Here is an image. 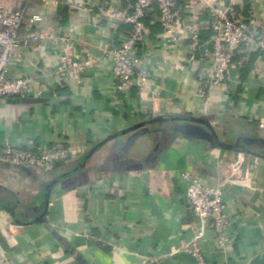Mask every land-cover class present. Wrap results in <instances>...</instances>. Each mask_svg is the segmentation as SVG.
Returning <instances> with one entry per match:
<instances>
[{
    "label": "crops",
    "instance_id": "1",
    "mask_svg": "<svg viewBox=\"0 0 264 264\" xmlns=\"http://www.w3.org/2000/svg\"><path fill=\"white\" fill-rule=\"evenodd\" d=\"M217 1L197 0L187 8L179 0L177 20L196 17L201 44L212 37L211 6ZM106 3L128 9L132 0H51L29 9L23 34L45 31L49 37L22 49L8 70L11 77L39 78L44 96L28 99L45 101L0 99V147L63 142L82 152L57 162L51 174L0 161V254L10 264H198L181 248L199 228L186 197L184 173L189 171L206 184L222 185L231 221L230 238L222 249L213 230L204 229L198 246L205 264H264V156L240 146L211 148L177 134L146 167L114 169L142 162L159 140V133L141 134L121 152L129 132L107 141L79 167L106 137L155 117L206 118L221 141L232 144L239 139L248 149L246 139L264 137V51L255 45L264 34V0H232L255 36L239 55L247 63L241 80L235 69L229 82L209 90L205 98L197 94V68L202 65L197 52L188 40L167 41L155 4L146 12L136 52L148 78L118 93L112 61L102 47L120 44L129 26L97 18L98 8ZM33 14L40 18L34 26ZM63 54L92 60L79 81L56 76ZM141 144L146 152L135 157L132 152ZM59 176L62 180L52 189L43 217L34 221L44 209V184ZM8 203L11 209L16 206L14 215Z\"/></svg>",
    "mask_w": 264,
    "mask_h": 264
},
{
    "label": "built area",
    "instance_id": "2",
    "mask_svg": "<svg viewBox=\"0 0 264 264\" xmlns=\"http://www.w3.org/2000/svg\"><path fill=\"white\" fill-rule=\"evenodd\" d=\"M51 0H0V99L43 97L44 87L35 76L11 77L8 66L20 51L32 44L48 39L45 31H32L23 34V24L31 5H47ZM184 7L193 8L197 0H183ZM179 0H132L128 9L116 8L110 4H103L98 8L97 18L117 21L128 25L129 30L122 42L116 46L106 44L103 53L112 61V73L115 88L118 93H124L135 87L137 83H144L148 78V71L141 66L136 57L137 48L144 30L143 19L148 8L155 4L158 10V20L168 42L188 40L198 54L200 62L197 68L198 96L205 98L208 91L222 87L231 80L233 70L239 68L245 57L239 56L245 52L246 46L255 36V31L246 18L241 16L232 0H218L211 6L209 28L212 37L208 43H200V26L196 17L184 18L178 21ZM40 20L38 14H33L30 23L34 26ZM257 49L264 51V34H260L255 43ZM210 61V65L205 63ZM92 65V60H83L63 54L55 70L56 76L64 75L68 80L79 81L85 69ZM60 81V80H58ZM60 83V82H58ZM82 152L81 148H72L63 142H55L45 146H11L0 147V161L11 165L35 167L46 174L57 162L75 158ZM188 181L186 197L189 208L199 220V228L188 244L181 248L197 259L198 264H205L202 260L198 239L206 227H210L218 239V249L229 241L227 230L231 221L225 211L222 185H209L203 178L193 172H185ZM0 264H10L0 254Z\"/></svg>",
    "mask_w": 264,
    "mask_h": 264
},
{
    "label": "water",
    "instance_id": "3",
    "mask_svg": "<svg viewBox=\"0 0 264 264\" xmlns=\"http://www.w3.org/2000/svg\"><path fill=\"white\" fill-rule=\"evenodd\" d=\"M45 101L44 98L40 99H28V98H20L16 100H9V102H18V103H25V104H33L38 102ZM175 123V124H173ZM147 125L152 124H160L162 125L158 129H149ZM146 126V127H145ZM133 132L129 138L126 140L122 148L120 149L121 152H127L128 148L132 145L135 138L140 136L141 134H146L149 132L152 133H159V140H157V143L154 145L152 150L149 152L148 156L142 161L134 164H127L124 167H121L120 165L113 166L114 169H122L125 168L127 170H136V169H142L143 167H146L149 163H152L155 161L156 157L162 152L163 148L168 145L174 138L177 137V134L180 136L190 139V140H201L205 141L209 144L211 148L216 149H237L239 146L244 150L246 153H251L254 155H260L264 156V137L254 136L252 138L246 139L248 146L250 147L245 148L239 144V139L236 140V142L232 144H226L223 141H221L215 132L214 128L210 124V122L206 118H199V117H155L151 118L147 122H142L136 125H133L129 127L128 129L124 130L120 134L112 135L106 137L104 140L99 142L98 144L94 145L84 156L81 162H79V167H83L86 162L89 160V158L96 153L101 146H103L107 141L116 138L118 135H122L124 133ZM161 134V135H160ZM254 151H259V154H257ZM120 160L119 158H117ZM122 161V160H121ZM122 164L120 161L117 162V164ZM77 169L74 168L71 170L70 173H74ZM63 176H59L55 179H53L50 183L44 184V194L42 195V206H43V212L41 215L34 218V221H40L43 217L46 206L48 204V200L51 194L52 189L55 187V185L62 180ZM8 210H10L11 214L14 215V209L16 206H14V209L10 208L11 204H7ZM36 208L35 210H38ZM29 212V210H27Z\"/></svg>",
    "mask_w": 264,
    "mask_h": 264
},
{
    "label": "trees",
    "instance_id": "4",
    "mask_svg": "<svg viewBox=\"0 0 264 264\" xmlns=\"http://www.w3.org/2000/svg\"><path fill=\"white\" fill-rule=\"evenodd\" d=\"M144 20V19H143ZM236 60L237 61H239L240 62V64H239V68H238V73H239V79L241 80V78H242V71L244 70V68L246 67V60L245 59H240V57L239 58H236Z\"/></svg>",
    "mask_w": 264,
    "mask_h": 264
},
{
    "label": "rangeland",
    "instance_id": "5",
    "mask_svg": "<svg viewBox=\"0 0 264 264\" xmlns=\"http://www.w3.org/2000/svg\"><path fill=\"white\" fill-rule=\"evenodd\" d=\"M146 146L144 145L143 146V144H141V145H139L136 149H135V151H133L132 152V155H134L135 157L136 156H140L141 157V155H143L144 154V152H146Z\"/></svg>",
    "mask_w": 264,
    "mask_h": 264
}]
</instances>
